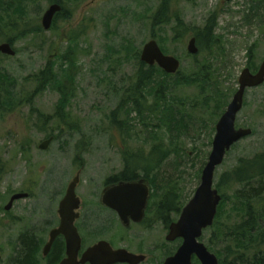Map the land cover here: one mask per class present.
Instances as JSON below:
<instances>
[{"label":"rangeland","instance_id":"obj_1","mask_svg":"<svg viewBox=\"0 0 264 264\" xmlns=\"http://www.w3.org/2000/svg\"><path fill=\"white\" fill-rule=\"evenodd\" d=\"M65 1L70 16L43 30L41 17L49 8L45 0L35 1L37 16L30 13L35 9L34 0H0V36L27 34L0 38V44L7 39L16 51L13 57L0 53V72L12 82L10 90L17 99L9 111L0 114V164L4 166L0 178V264L12 263L26 232L39 233L43 247L46 245L50 231L59 224V204L78 174L77 195L83 217H87L86 227L83 221L77 222L83 249L105 240L115 249L146 256L142 264H163L178 244L166 240L168 228L157 221L156 207L167 187L175 188L182 209L193 198L212 151L215 126L223 115L216 119L212 103L204 111L207 95L198 85L179 83V77H190L199 65L211 63L225 92L238 89L245 69L256 74L264 62V0H169L160 25H155L152 17L160 13L162 0ZM18 8L26 9L24 18ZM210 20L216 23L214 38L221 48L191 57L187 50L190 38ZM185 26L190 27L188 32L182 30ZM151 40H156L166 55L181 61L179 72L167 80L164 103L155 101L149 90L145 104L157 109L154 115H147L144 122L127 120L124 110L113 117L132 89L142 63L134 53L139 49L141 54ZM48 67L58 80H63L64 71L73 74L66 118L56 116L60 94L54 88L43 87L37 97L33 95L37 88L34 77ZM170 111L169 115L176 112L180 116L181 131L171 132L166 125ZM114 120L124 122L123 131L114 126ZM236 124L253 133L231 149L215 173L214 188L228 198L217 218V227L222 228L240 219L232 204L239 187L230 182V174L241 158L253 159L264 152V84L246 91ZM51 137L54 140L48 149L41 150L40 145ZM160 143L168 154L148 179L153 197L148 223L124 228L116 214L101 203L105 183L121 172L124 151L148 154ZM162 150L153 153L154 164ZM16 193H28L29 197L15 201L6 211ZM179 216L172 214L171 218ZM211 235V231L205 232L202 241L220 258L222 245L211 246ZM41 258V264H46L42 253Z\"/></svg>","mask_w":264,"mask_h":264},{"label":"trees","instance_id":"obj_2","mask_svg":"<svg viewBox=\"0 0 264 264\" xmlns=\"http://www.w3.org/2000/svg\"><path fill=\"white\" fill-rule=\"evenodd\" d=\"M168 2L169 0L161 1L158 9L160 13L152 17L155 25L164 24L162 16L163 13H166L168 10ZM213 22V20H210L201 31L199 30L195 33L198 38L199 53H213L215 47L221 48L218 38H214L216 23ZM182 30L188 32L190 27L185 26ZM179 38L182 37L181 34L178 33L176 39L179 40ZM140 55L138 49L134 53L138 61ZM139 65L140 67L135 74L132 89L128 91V94L125 95L126 97L124 96L123 104L113 113V117H116L118 113H122L123 110L127 120L133 122H136L138 119L144 122L143 119L147 115H154V111H157V109L148 107L145 104L149 90H151V96L155 101L164 103L166 97L163 99L162 93L164 89L165 91L168 89L169 85L167 80L172 78V75L165 73L157 66L147 67L144 63H140ZM65 73L68 74V76H66ZM72 75V73L69 74L67 71H64L63 80H58L53 68L48 67L46 71L34 77L37 83V88L33 92L35 97H37V93H40L39 91L41 89L43 90V87L45 89L52 87L60 94L56 114L59 118L67 117L65 111L71 102V92L69 89L73 81ZM7 79L6 75L0 72V114L9 111L15 100H17L10 90L12 82ZM179 81V83H186L188 86L198 85L201 93L207 95L203 102L204 111H206L207 108L209 109V104H214L215 111H213V114L216 119L226 111L231 97H233L232 95L237 91V89L234 90L230 88L225 90V92L223 91L222 83L217 81L216 77H214L213 64L211 63L199 65L196 70L190 74V77L186 75H184V77L180 76ZM6 86H8V88ZM31 99L32 101L34 100L33 97H30V100ZM168 99L170 100V98ZM169 113H171V111L168 112V114L166 113V120L168 121L166 125L170 128L171 132L173 130L181 131L182 124L180 123V116L176 112L170 115ZM161 123L162 125L164 124L163 121H161ZM113 124L118 130L120 129L123 131L122 124H124V122L117 123V121L114 120ZM125 125L127 126L128 122H125ZM184 126L185 129L188 128L187 124H184ZM162 147L163 145L161 143L160 145L156 144V148L148 154L130 152V150L124 151L123 170L119 174L110 177L105 184L109 186L122 179L125 181L136 180L137 178L150 179L151 174L159 169L164 158L168 154L162 150ZM159 150L163 151V155L156 164H154L151 157L154 152ZM3 174L4 166L0 164V178ZM155 176L156 174L154 177ZM230 176V182H233L234 186L239 187L235 192L234 202L232 204L235 206L234 208L236 211L234 212L238 214L240 219L237 223L229 227H217V218L221 217L223 207L228 203V198L222 194V202L219 206L215 224L212 228L207 230L212 232L208 243L211 246L216 244L222 245V252L219 258L221 264H264V152L256 155L253 159L241 158L237 168L233 170ZM224 178L225 176H223L220 181L223 182ZM168 189L169 187H167V191L165 190V194L157 205L155 212L157 221L164 223L166 228H169L172 222L175 221L171 218V215H180L182 211V205L178 202L175 188ZM152 199L153 197L151 201ZM41 240L43 239H39V233L37 232H27V234L22 235L11 264H41V248L44 244ZM179 245L180 242H178L177 247ZM210 248L211 247H209V249ZM63 250V239L58 238L50 254V258L46 259L48 264H58L64 255ZM173 251L174 250L171 252ZM194 264H199V262L194 259Z\"/></svg>","mask_w":264,"mask_h":264},{"label":"water","instance_id":"obj_3","mask_svg":"<svg viewBox=\"0 0 264 264\" xmlns=\"http://www.w3.org/2000/svg\"><path fill=\"white\" fill-rule=\"evenodd\" d=\"M231 2L232 0H226ZM61 11L60 5H52L43 17V26L49 30L54 16ZM188 53L197 55L199 48L196 39L188 44ZM0 53L15 56L16 52L8 43L0 45ZM141 62L152 67L158 66L165 73L175 75L178 73L181 62L174 56L166 55L156 40L148 42L141 53ZM239 88L234 94L226 112L221 116L216 125V134L212 143V151L202 171L201 184L190 202L183 208L179 219L174 222L166 237L168 242L182 239V245L177 252L167 258L163 264H193L196 257L201 264H220L216 255L200 241L204 231L214 225L222 196L214 188L215 173L224 163L226 155L231 148L245 138L252 135L251 129H238L236 121L244 106L247 89L258 88L264 84V62L258 72L253 74L250 69H245L239 77ZM54 138H50L40 145L41 150H47ZM80 182L78 174L68 186L66 194L59 205L58 214L60 224L50 233V240L44 248L47 256L58 237L63 236L66 241V257L60 264H141L146 260L143 255H135L125 249L115 250L107 241H100L89 247L79 258L82 250V239L76 227L80 214L78 210L81 200L77 195ZM149 187L144 181L138 183H123L107 188L102 197V203L109 209L116 211L126 225L132 215V220L139 222L144 217V211L149 197ZM27 193L14 194L6 211L11 210L15 201L26 199ZM1 259V257H0Z\"/></svg>","mask_w":264,"mask_h":264},{"label":"flooded vegetation","instance_id":"obj_4","mask_svg":"<svg viewBox=\"0 0 264 264\" xmlns=\"http://www.w3.org/2000/svg\"><path fill=\"white\" fill-rule=\"evenodd\" d=\"M36 0H34V2L33 3H35L34 4V7H35V9H33L30 13H31V15H32V13L35 15V16H37V14H38V10L39 9H37L36 7H37V2H35ZM38 1V0H37ZM47 3H48V5H49V8L52 6V5H60L61 6V11L60 12H58L55 16H54V19H53V22H52V26H51V28L55 25V23L57 22L56 20L57 19H61V18H68L70 15H69V13H68V11H67V9H66V6H67V4H66V1L65 0H45ZM32 3V2H31ZM48 8V9H49ZM18 9H20L21 11H23V13H21L20 15H22V18H24V13H25V11H26V9H25V11L22 9V8H18ZM44 15H45V13H44ZM44 15L41 17V28L44 30V26H43V17H44ZM35 16H33L34 17V19H36V17ZM50 28V29H51ZM8 29H11V27L9 26L8 27ZM39 30H37L36 31V33L37 34H39ZM23 36H25V35H27V34H23V33H21ZM8 35V34H7ZM6 34H4V35H2V36H0V38H18V37H23V36H7ZM29 35V34H28ZM193 38H195L196 39V45H197V47L199 48V46H198V38H197V36L195 35V36H192L191 38H190V40H192ZM5 43H8V44H10L11 46H12V43H11V41H7V39L3 42V43H1V44H5ZM0 44V45H1ZM12 48H13V46H12ZM14 49V48H13ZM188 50V49H187ZM199 52H200V49H199ZM237 92V91H236ZM246 95V94H245ZM123 170V168L121 169V171ZM140 181H144V182H146V184L148 185L149 183L147 182V181H145V179L144 178H137L136 180H131V181H125L124 179H122V180H119L117 183H114V184H111V185H109V186H107L106 188H110V187H112V186H115V185H118V184H123V183H138V182H140ZM150 201H151V194L149 195V197H148V202H147V206H146V208H145V211H144V217L142 218V220L141 221H139V222H135V221H133L132 220V215H129L128 216V218L130 219V221L126 224V225H124L123 224V222L121 221V219H120V217H119V215H118V213L116 212V211H114V210H112V209H109V208H107V207H105L104 205H103V203H102V199H101V203H102V205L106 208V209H108V210H110V211H112L114 214H116V216L118 217V219L120 220V223H121V225L124 227V228H129V227H131L132 225H138V226H140V225H143V224H147L148 223V219H147V212L149 211L148 209H149V204H150ZM82 210H83V205H82V201H81V206H80V209L78 210V213L80 214V217H79V219L76 221V226H77V228H78V230L80 231V229H81V227L79 228L78 226V224H77V222H79L80 220L81 221H83L81 224H82V226H84V227H86V219H87V217L86 216H84L83 217V213H82ZM59 215V214H58ZM59 224H60V217H59ZM59 224H58V226H59ZM80 224V225H81ZM57 226V227H58ZM56 227V228H57ZM151 227V224H149L148 225V228H150ZM53 229H55V228H53ZM52 229V230H53ZM51 230V231H52ZM51 231H50V233H51ZM50 233H49V240H50ZM80 233V232H79ZM25 234H27V232L25 233ZM58 238H62L63 239V242H64V255H63V257L61 258V260H60V262L58 263V264H60L61 262H62V260L66 257V241H65V238L63 237V236H60V237H58ZM57 238V239H58ZM57 241V240H56ZM56 241H55V243H56ZM49 242V241H48ZM47 242V243H48ZM175 242H180V240H177V241H175ZM46 243V244H47ZM55 243L53 244V247H52V249L50 250V252L48 253V255L47 256H45L44 255V248H45V246L43 247L42 246V248H41V253H42V256H43V258H45L44 260H45V262H46V264H48V262L46 261V259H49L50 258V254L52 253V251H53V248H54V245H55ZM84 246V240L82 239V247ZM179 247V246H178ZM114 248V247H113ZM87 248H85V249H83L81 252H80V254H79V258H81V256H82V254L85 252V250H86ZM115 249V248H114ZM130 252V251H129ZM132 253V252H131ZM138 255V254H137ZM41 257V256H40ZM42 259V258H41ZM146 261V260H145ZM144 261V262H145ZM143 262V263H144Z\"/></svg>","mask_w":264,"mask_h":264}]
</instances>
